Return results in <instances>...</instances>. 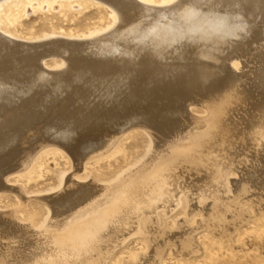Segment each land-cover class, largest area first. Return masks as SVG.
I'll return each mask as SVG.
<instances>
[{
  "label": "bare ground",
  "instance_id": "obj_1",
  "mask_svg": "<svg viewBox=\"0 0 264 264\" xmlns=\"http://www.w3.org/2000/svg\"><path fill=\"white\" fill-rule=\"evenodd\" d=\"M102 1L114 9L118 18L115 29L113 27L114 30L106 36L77 40L72 45V39L51 38L38 44H14L18 43L15 40L14 45L9 43L0 46V91L16 89V95L11 93L13 97H8L5 104L0 102V139H14L19 134L20 126L32 124L30 121L34 119L35 110L45 106L50 112L48 118L51 117L63 127L57 134H51L53 130H50L49 137L46 135V144L56 142L64 147L69 142L72 130L66 127L70 121L68 115H60L63 111L60 114L59 111H53L60 109H54L59 99L43 89L49 75L58 76L65 69L48 73L40 62L42 57L53 54L66 59L65 54L72 49L77 50V57L91 69L89 76L107 82L110 88L121 92L124 97L135 96L136 100L129 97L120 100L125 105H132L159 91L164 97L168 91L186 90L187 95L180 102L186 108L185 113L182 112L180 128L194 125L181 134L177 145L172 146V151L159 152L158 144H155L145 162L134 169L129 168L110 185H71L66 181L61 192L44 199L49 208L40 228L34 229L27 225L29 231H23L24 226L16 224L10 231L5 246L0 247V264H99L129 230L134 211L154 210L161 202L188 186L191 189L189 196L188 193L186 196L191 200L198 196L200 199L205 198L204 194L213 198L207 208L203 206L206 221L212 218L225 220L228 212L229 219L226 221L234 223L243 213L247 201L253 208L264 204V77L252 81L254 87H250L252 83L248 81L246 62L252 58L264 69V11L254 21L255 27L248 29L241 26L236 18V10L242 4L250 5L245 0H177L162 7L148 6L137 0ZM251 15L248 18L253 21L255 17ZM233 61H236L235 68H232ZM152 87L154 91L151 93L148 90ZM251 94L256 98H251ZM193 104L204 108V113L195 115L189 108ZM236 124L238 128L234 126ZM225 131L240 133L246 140L254 141V157L256 162L259 161L256 167L250 164L254 169L247 170L249 178L255 181L253 187L240 185L239 192L235 191L236 196L232 195L229 199L217 196V189L221 187L223 192H228L224 174L229 171L233 156L214 148L209 158L198 162L204 150L203 145L227 139L223 134ZM185 164H189L185 170L196 171L198 177L187 179L182 170ZM181 180H184L183 184L175 188ZM3 184L0 178V187ZM248 191L251 195L243 197ZM20 240L23 246L10 245Z\"/></svg>",
  "mask_w": 264,
  "mask_h": 264
},
{
  "label": "rangeland",
  "instance_id": "obj_2",
  "mask_svg": "<svg viewBox=\"0 0 264 264\" xmlns=\"http://www.w3.org/2000/svg\"><path fill=\"white\" fill-rule=\"evenodd\" d=\"M137 1L148 6L162 7L177 0ZM249 1L245 0V3L250 4L248 6L239 5L236 18L238 17L237 22H240L241 26L253 29L254 21L263 14L261 11H264V0ZM249 15L255 19L251 21L248 18ZM117 20L114 9L102 0H0V33H2L0 34V46L22 42L24 43L22 45L25 43L27 45L29 43L38 44L39 41L51 38L72 39V45L84 39L106 36L115 29ZM15 40L18 43L13 44ZM68 52L65 54L66 59L59 54L46 55L41 58L40 63L48 73L65 69L58 76L49 75V79L46 80L48 83L45 81L43 89L61 101L60 103L58 100L54 109L58 107L62 110L53 111H59V114L63 111L60 115H68L70 121L66 127L72 130L69 138L71 142L67 143L69 145L62 147L54 141V143L46 144L45 140L50 132L53 130L51 134H57L63 127L51 117V119L48 118L50 112L45 106L35 110L34 119L30 121L32 124H26L28 127L25 124H23L25 127L20 126L19 134L14 139L10 141L0 139V178L5 183L0 187V221H3L0 229V247L5 246L4 243L8 241L9 233L16 224L20 227L24 226L23 231H29L27 228L29 225L34 229L40 228L47 218L49 208L48 202L44 199L61 192L66 181L71 185L84 183L110 185L128 170L145 162L155 144H158L159 152L172 151V146L177 145L181 134L194 125L188 124L180 128L182 112L185 113L186 109L180 102L186 90L180 89V91H170V93L168 91L169 95H164V97L159 91L156 95L136 101L137 103L125 105V102L120 100L127 97L136 100L135 96L124 97L121 92L110 88L107 82L89 76L91 69L89 70L84 61L77 57V50L72 49ZM246 62L247 72L249 71L248 79L250 78L248 81L252 83L249 86L254 87L252 81L261 80L264 77V69L252 58ZM235 64L236 61H233L232 68L236 67ZM16 67L20 66L16 65ZM15 90L11 88L9 91H0L2 94L0 102L5 104L8 97H13ZM150 90L152 93L154 87L148 91ZM253 96L255 95L251 98ZM251 98L249 101H252ZM68 101H70L69 104ZM112 107L115 109L113 110ZM189 108L194 114L196 113L195 115L200 116L204 113V108L198 104L190 105ZM234 126L238 128L237 124ZM233 133L225 131L223 134L228 137L227 139L222 141L219 139V142L214 144H204L202 147L204 150L198 159L199 162V160L209 158L210 152L215 151L214 148H219L225 154L233 156L234 160H230L232 163L229 171L224 174V184L228 192H223L221 187L217 189L219 194L216 192L217 196H226L227 199L236 196L240 185L246 184L248 187H253L252 183L255 181L249 178L247 170L253 167L251 165L256 167L259 164L254 157L255 142L250 139L246 140L240 133ZM100 144L103 145L100 146ZM188 165L185 164L184 169L182 168L185 171V177L187 179L198 177L196 171H186ZM183 182L184 180L177 182L175 188L181 186ZM14 189L18 190L17 193ZM190 189L191 186L178 190L154 210L134 211L129 230L124 233L123 239L111 249L109 252L111 255L105 256L99 264H264V204L253 208L247 201L243 207V213L234 223L226 221L229 219L228 212L225 220L212 218L206 221L204 208L212 203L213 198L204 194L203 199L198 196L191 200L188 197ZM187 193L188 196H186ZM250 195L248 191L243 194V197ZM10 245L21 247L23 243L20 240Z\"/></svg>",
  "mask_w": 264,
  "mask_h": 264
}]
</instances>
